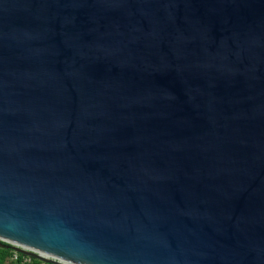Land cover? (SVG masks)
Returning a JSON list of instances; mask_svg holds the SVG:
<instances>
[{
  "label": "water",
  "instance_id": "95a60500",
  "mask_svg": "<svg viewBox=\"0 0 264 264\" xmlns=\"http://www.w3.org/2000/svg\"><path fill=\"white\" fill-rule=\"evenodd\" d=\"M0 246L264 264V0H0Z\"/></svg>",
  "mask_w": 264,
  "mask_h": 264
},
{
  "label": "trees",
  "instance_id": "16d2710c",
  "mask_svg": "<svg viewBox=\"0 0 264 264\" xmlns=\"http://www.w3.org/2000/svg\"><path fill=\"white\" fill-rule=\"evenodd\" d=\"M14 253V249L11 247L6 246H0V264H26L22 262V257L20 255L19 260H11V256ZM21 253V252H19ZM23 254V253H21ZM36 262H39L40 260H35Z\"/></svg>",
  "mask_w": 264,
  "mask_h": 264
},
{
  "label": "built area",
  "instance_id": "2783aa9c",
  "mask_svg": "<svg viewBox=\"0 0 264 264\" xmlns=\"http://www.w3.org/2000/svg\"><path fill=\"white\" fill-rule=\"evenodd\" d=\"M20 255L22 257V262L26 263V264H50V263H47V262H44L41 260L39 262H36L35 260H37V258L30 256V255H27V254H24V253L21 254L16 250H14V253L11 256V260H14V261L19 260Z\"/></svg>",
  "mask_w": 264,
  "mask_h": 264
}]
</instances>
